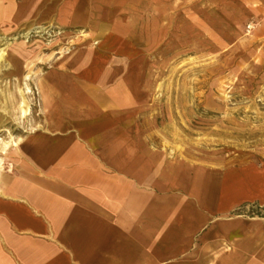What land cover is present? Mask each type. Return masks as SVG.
I'll return each instance as SVG.
<instances>
[{
    "label": "crops",
    "instance_id": "crops-1",
    "mask_svg": "<svg viewBox=\"0 0 264 264\" xmlns=\"http://www.w3.org/2000/svg\"><path fill=\"white\" fill-rule=\"evenodd\" d=\"M237 1L264 16V0ZM176 4L0 0V28L52 20L68 38L36 82L41 122L0 174V264H264V214L236 212L264 207V166L212 183L166 159L139 123L123 18L179 15Z\"/></svg>",
    "mask_w": 264,
    "mask_h": 264
},
{
    "label": "rangeland",
    "instance_id": "rangeland-1",
    "mask_svg": "<svg viewBox=\"0 0 264 264\" xmlns=\"http://www.w3.org/2000/svg\"><path fill=\"white\" fill-rule=\"evenodd\" d=\"M220 2L226 14L215 0H177L179 15L123 18L148 142L212 183L225 171L264 166V16ZM65 31L41 19L0 28V174L41 122L36 82L68 43ZM261 210L248 203L236 212Z\"/></svg>",
    "mask_w": 264,
    "mask_h": 264
}]
</instances>
